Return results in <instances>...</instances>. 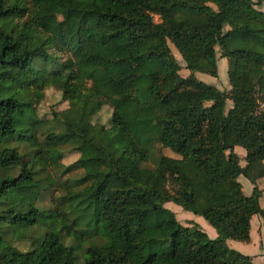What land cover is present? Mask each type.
<instances>
[{
	"label": "trees",
	"instance_id": "trees-1",
	"mask_svg": "<svg viewBox=\"0 0 264 264\" xmlns=\"http://www.w3.org/2000/svg\"><path fill=\"white\" fill-rule=\"evenodd\" d=\"M262 4L0 0V264H264L226 243L249 241L251 215L264 221L255 185L264 173V67L248 60L264 59ZM215 46L227 91L194 74L216 75ZM118 66L120 74H110ZM141 74L157 126L150 140L176 154L159 152L151 166L144 165L150 140L136 144L130 131L141 117ZM49 85L67 101L52 122L35 110ZM104 104L106 124L93 122ZM63 144L77 153L66 165ZM235 145L244 149L243 165ZM59 167L80 172L54 180ZM240 174L252 184L249 194ZM53 186L60 192L52 208L20 194ZM167 201L203 217L215 235L179 222ZM35 226L41 230H27Z\"/></svg>",
	"mask_w": 264,
	"mask_h": 264
},
{
	"label": "rangeland",
	"instance_id": "rangeland-1",
	"mask_svg": "<svg viewBox=\"0 0 264 264\" xmlns=\"http://www.w3.org/2000/svg\"><path fill=\"white\" fill-rule=\"evenodd\" d=\"M260 9L264 10V4L260 6ZM156 19V16H154ZM174 57L176 58L179 69L178 73L182 76L186 75L189 71L187 68L184 67V61L173 47L171 43H168ZM216 50V75L211 76L204 72L195 71L194 74L197 78L201 79L206 83L213 84L218 89L227 91L229 89V84L226 75V61L224 57L219 56V48L215 46ZM63 57V55H62ZM250 63H258L262 67H264V59L250 56L249 57ZM152 69L155 70H162V67L159 65L158 61L155 59L150 60ZM121 72V67H115L110 70V74L118 75ZM149 82V78L146 74H141L138 78L137 85L138 88V97L141 103V117L136 119L130 125V131L132 138L136 144H142L145 140L152 139L153 136L157 133V126L153 121V113L148 106V95L144 91L145 86ZM43 94L40 100L35 103V110L36 114L41 117L42 119L45 118L47 121L52 122L54 113L58 112L60 109L66 107L67 101L62 99L60 96V91L52 85L46 86L42 90ZM231 104L230 100L226 98L225 100V109L229 107ZM262 104H260L261 106ZM110 107L107 104L101 106V108L92 115L91 120L93 122H99L106 124L107 118L110 114ZM58 120V119H57ZM58 124L56 123L54 129H57ZM40 136V135H39ZM62 149V156L60 157V163L62 165H66L70 163L73 159L76 158L77 153L72 151L69 144H63L60 146ZM148 148V159L144 163V165L151 166L156 161L157 153L161 152L166 155L175 156L176 154L171 151L168 147H161L156 141L150 140L147 145ZM233 150L237 153L238 162L240 165L244 164V149L239 146L235 145ZM264 164V160L262 161ZM59 167L57 169V174L53 175L54 180H63L65 177H75L78 176L80 170H70L67 172L59 173ZM237 179L239 180L242 190L245 194H249L252 188V184L243 176L238 175ZM255 185L260 188V199H258L260 206H264V173L255 180ZM59 190L56 186L49 187L47 192H42L36 187H22L20 189V194L25 201H32L46 209V207L52 208V206L58 201V194ZM165 206L170 208L176 217V219L181 223H188L189 221L196 222L198 228L204 230L209 237L214 236L215 231L212 226H210L206 220L197 215L192 213L189 210H185L181 208L178 204H175L171 201H167ZM53 212L51 210L44 211L42 216L40 215V219L49 222L52 219ZM258 221V222H257ZM250 241L244 242L240 240L228 239V246L246 254L253 253L254 255L258 254L261 255L264 252V228L262 219L257 214H253L250 218ZM260 222V223H259ZM28 231H36L39 232L41 229L38 226L29 227ZM30 233V232H28ZM12 243L16 245L18 248H26L27 241L22 238H15L12 240Z\"/></svg>",
	"mask_w": 264,
	"mask_h": 264
},
{
	"label": "crops",
	"instance_id": "crops-1",
	"mask_svg": "<svg viewBox=\"0 0 264 264\" xmlns=\"http://www.w3.org/2000/svg\"><path fill=\"white\" fill-rule=\"evenodd\" d=\"M166 203V202H165ZM165 203H164V205H165ZM252 216V215H251ZM251 218V217H250ZM258 222V221H257ZM262 222H263V225H261L262 226V228H264V221L262 220ZM251 222H250V220H249V224H250ZM260 223V222H259ZM249 230H250V226H249ZM215 235V234H214ZM249 236H250V233H249ZM251 237V236H250ZM249 237V238H250ZM249 241H250V239H249ZM226 243L228 244V239H226ZM250 255L252 256V260L253 261H255V262H257V263H263V261H264V252L261 254V255H258V254H256V255H254L253 253H250Z\"/></svg>",
	"mask_w": 264,
	"mask_h": 264
}]
</instances>
